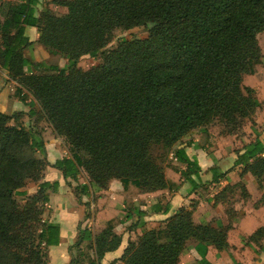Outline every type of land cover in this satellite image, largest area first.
Here are the masks:
<instances>
[{"label": "trees", "instance_id": "obj_1", "mask_svg": "<svg viewBox=\"0 0 264 264\" xmlns=\"http://www.w3.org/2000/svg\"><path fill=\"white\" fill-rule=\"evenodd\" d=\"M52 2L65 7V13L43 7L36 15L38 0L3 4L0 68L19 85L20 101H26L20 95L25 90L52 131L66 139L72 157L52 165L64 178L76 180L81 168L96 188L116 180L125 192L131 187L143 193L174 189L176 184L151 158L152 144L184 163L180 173L190 181L200 167L179 147L182 137L195 129L207 136L205 128L214 120L231 133L259 109L254 89L242 78L255 73L263 61L256 36L264 32V0ZM141 24L149 25L145 38L122 39L103 53L115 29ZM27 26L36 28L35 41H29ZM29 45L41 46L47 57L29 59L24 53ZM100 54L102 62L94 67L83 70L76 65L82 55ZM62 58L67 65L61 67ZM24 114L31 117L35 112L0 111V264H46L47 246L58 242V225L42 221L47 190L55 191L57 182L42 180L49 165L44 143L38 130L20 125ZM241 149L234 165L256 179L264 204V140L258 133ZM27 180L37 189L20 205L15 194H25L20 189ZM236 185L224 186L215 197L232 193ZM157 205L153 210L168 209L162 196ZM131 210L141 233L128 241L122 264H177L188 239L219 250L227 246L225 227L195 223L187 207L157 228L144 227V212L133 206ZM89 237L84 229L79 239ZM263 237L264 225L249 236L255 241ZM91 240L96 261L119 243V237L106 230ZM68 264L80 261L71 257Z\"/></svg>", "mask_w": 264, "mask_h": 264}, {"label": "crops", "instance_id": "obj_2", "mask_svg": "<svg viewBox=\"0 0 264 264\" xmlns=\"http://www.w3.org/2000/svg\"><path fill=\"white\" fill-rule=\"evenodd\" d=\"M38 2L36 15L43 7L52 10L59 6L52 0ZM60 11L61 14L65 13V7L60 6ZM2 19L0 15V22ZM25 32L29 41L37 39L35 27L27 26ZM32 47L33 45L28 46L29 49ZM28 58L41 61L34 59L32 55H28ZM12 85L15 86L16 92L19 85L0 68L1 112L11 113L26 109V105L13 95ZM200 131L195 129L188 132L182 137V144L179 146L184 147V152L190 160H197L200 167L197 176L191 175L190 181L185 179L180 173L185 164L169 153L170 165H165L163 171L165 178L176 184V187L137 193L129 201H125L126 192L116 180L111 181L105 188L94 189L96 197L92 201L88 202L87 194L90 189L81 188L77 194L76 181L64 178L61 171L52 166L58 159L72 157L69 147L60 143L62 138L59 136L42 137L46 160L49 163L43 170L42 180L50 184L57 182L55 191L47 190L48 201L42 214L43 222L58 225V242L47 246L46 264H68L71 246L82 236L84 229L93 231L92 234L95 235L106 230L119 237L118 245L114 249L104 251L94 264H122L120 257L128 241L135 240L141 233L136 225L137 217L131 210L132 206L144 212L143 221L147 228L161 226L180 207L192 210L195 223L208 224L213 228H226L225 249L219 250L212 244L188 239L177 264H264V237L257 241L249 238L258 227L264 225V204L259 202L261 190L251 174L241 173V166L234 165L236 150L241 152L242 146L235 147L232 140L226 137L217 140V136H210L209 130H206V138L204 136L200 141ZM260 131L259 139L264 140V130ZM215 176L217 179L213 180ZM234 184L239 185L233 187L232 193L226 191L220 193L218 198L215 197L224 186ZM36 189L37 184H34L27 193L32 194ZM160 196L168 202L166 212L153 210L158 207L157 198ZM88 212L91 213L90 217L87 216Z\"/></svg>", "mask_w": 264, "mask_h": 264}, {"label": "rangeland", "instance_id": "obj_3", "mask_svg": "<svg viewBox=\"0 0 264 264\" xmlns=\"http://www.w3.org/2000/svg\"><path fill=\"white\" fill-rule=\"evenodd\" d=\"M20 0H0V15L1 12L4 11L3 9V4L5 2H18ZM46 1V0H44ZM54 8V7H53ZM52 11L55 14H61L62 12L60 11V6H56L55 9H52ZM148 29L149 25L148 24H141L138 26H135L131 29L128 30H123V29H115L113 32V37L111 41L102 49L103 53L109 51L110 49L115 48L122 39H143L147 36L148 34ZM257 40L261 49V53L263 55V61L257 65L256 71L253 74L250 75H244L242 78V83L245 86L251 87L254 89L255 96L256 98L260 101V107L258 110H256L249 118L243 119L241 122V125L238 126L236 130H234L231 133L226 132L227 129L224 128V125L220 123L217 120H214L212 123H210L205 130L210 131V136L212 135L213 137H216L217 140L221 137H226L228 139L232 140V143L235 147H241L243 144L249 142L250 140H253L255 136H258V133L260 130H264V32H260L257 34ZM25 55H32L34 59L36 60H44L47 57V53L45 50L41 48V46L38 45H33L32 48H27L24 51ZM102 53V54H103ZM102 54L98 55L97 57H90L88 55H82L76 62V65L85 70L89 69L91 67H94L102 62ZM45 56V57H44ZM59 65L66 66L67 65V60L62 58L59 62ZM13 86V85H12ZM13 86V92L14 96H18L19 94H16ZM257 88V90H255ZM26 96V101L25 103H22L26 105L24 113L28 112L29 108L34 110L35 114H33L31 117L27 116L24 114L21 116L18 120L20 125H22L25 128H33L36 129L40 132L41 138L43 137H58L56 135L50 125L42 118V115L39 111V108L37 104L34 102L33 98L31 97L30 94H28L25 90H21V94ZM20 100V99H19ZM28 104V105H27ZM12 113V112H11ZM10 114V113H8ZM197 131H200L199 129H196ZM261 132V131H260ZM204 136L206 138V135L204 133H199L200 141L204 139ZM61 139L60 143L64 146H70L68 145L67 141L65 138L59 136ZM44 140V139H43ZM205 142V140H204ZM203 142V144H204ZM210 152V151H207ZM71 153V152H70ZM81 155H84V152H80ZM168 154L166 149L162 147L160 144H152L150 146V155L153 160H155L159 165L162 167L169 166L170 165V159L168 157ZM36 156L39 158H42L41 154L39 152H36ZM46 158V154L44 156ZM76 186L75 190L76 193L78 194L81 191L82 186H85L86 189H90L91 191L88 192V202L92 201L93 198L96 197V193L94 192L96 190V187L94 184L91 182L89 176L86 174V172L80 168L79 174L76 177ZM34 182L31 180H27L24 184V186L20 189L25 192L24 195L21 194H15V199L17 202L22 205L26 199L27 196L31 195L27 193V191H30V187H32ZM95 189V190H94ZM137 193H143L139 189L135 187H131L128 192L125 193V201H129L132 199V196L136 195ZM148 193V192H145ZM142 200V199H140ZM87 202V203H88ZM91 213L88 212L87 216L90 217ZM144 217V216H143ZM142 217V221L143 218ZM144 222V221H143ZM137 227L139 228L140 226L136 224ZM144 227L145 224L143 223ZM92 228V227H91ZM147 228V227H146ZM140 229V228H139ZM141 231V230H140ZM90 237L87 240H81L79 239L80 237L77 238L76 243L72 244L71 246V257L74 259H79L80 264H91L92 260L97 259L95 256V247L92 245V240L91 237L95 235L94 233L92 234L93 231H90ZM78 242V243H77Z\"/></svg>", "mask_w": 264, "mask_h": 264}]
</instances>
